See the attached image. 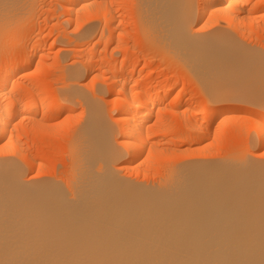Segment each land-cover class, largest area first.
<instances>
[{
	"label": "bare ground",
	"instance_id": "obj_1",
	"mask_svg": "<svg viewBox=\"0 0 264 264\" xmlns=\"http://www.w3.org/2000/svg\"><path fill=\"white\" fill-rule=\"evenodd\" d=\"M55 2L64 8L68 21L75 18L74 37L69 38L66 29L64 35L60 34L71 39L69 44L75 41L84 45L87 38H93L97 22L102 23L99 39L104 46L121 42L119 29L130 22L122 20L124 0ZM131 2L136 12L133 23L142 43L156 52L163 64L170 63L188 74L187 81L179 79L182 86L191 82L198 87L200 104L189 107L183 102L180 107L179 96L168 89L177 85L178 79H159V84L142 88L134 79L127 86V74L136 73L129 66L136 60L123 57L119 67L117 58L107 59L103 72L117 69L107 76L109 91L118 94L113 103L117 114L114 121L119 123L115 130L106 119L99 95L91 96L83 90L81 81L87 78L88 65L65 63L68 53L75 50L90 62L91 49L85 47L88 43L76 48L58 47L63 85L57 93L42 92L40 84L33 81L30 85L18 84L20 78L33 73L29 70L36 58L47 51L46 44L39 40H34L37 43L33 41L31 48L23 43L15 57L17 72L11 82L0 79V150L21 159H0V264H264V161L253 151L248 154L251 142H242L241 149L242 144L237 146V155L220 152L213 159L174 161V152L186 150L170 148L189 144L186 147L195 155L210 153L213 142L203 140L212 135L217 117L236 112V107L226 103L233 100L256 104L237 122L253 132L254 140L264 147V58L258 50L238 42L231 30L220 27L242 29L241 33L243 26L255 30L257 17L253 13L263 8L264 0ZM37 3L0 0V41L16 44L26 39L15 32L28 24L27 16L28 25L32 24V9ZM77 104L82 106L83 121L70 128L69 135L63 130L68 138L63 149L59 146L69 162L67 178L63 177L66 181L54 174L40 176L44 165L22 147L15 121L20 118V124L43 132V128L53 129L51 121L68 114L67 119ZM168 110L187 115L192 124L199 119L201 122L192 131L183 132L181 128H189L190 121L182 116L187 121L174 127L167 120L172 113L168 115ZM161 112L168 118L164 119ZM66 122L70 126L69 120ZM66 126L63 124V128ZM25 166L36 168L38 176L26 177ZM150 167L153 173H149ZM123 169L139 171L141 180L124 176Z\"/></svg>",
	"mask_w": 264,
	"mask_h": 264
},
{
	"label": "rangeland",
	"instance_id": "obj_2",
	"mask_svg": "<svg viewBox=\"0 0 264 264\" xmlns=\"http://www.w3.org/2000/svg\"><path fill=\"white\" fill-rule=\"evenodd\" d=\"M37 1H38V3H37ZM37 1L35 0V4L37 3L38 6L37 5L33 6L35 8H38L37 11H36L35 8L32 7L34 9V10L32 9V12L35 15L34 16L35 19H34V17H32V20L30 21L32 24L31 25H28L29 24V21L28 20L30 19V17L27 16V22L26 21L25 22L28 23V24L27 25L25 24L23 26L24 29L19 28L20 30H17L18 31V34H17V31L15 32L16 35L22 34L20 36H23L26 39H23V41H21V43L18 42L15 45L18 46L17 48L20 50V48H22L23 45H24L23 43L26 44V42H27V46L29 48H31V46L34 45L32 43H34V42L37 43V41L39 40L38 42H40L41 44H44V43L46 44V45L45 44L44 45H45V48H46L47 51H46V53H44V56L43 55L42 56L39 55L36 58V63H34V65L32 66L33 68L31 67L30 68L31 70H29L30 73H31V71L33 73H31L27 77H23V78H20L19 77L20 78L19 80L22 83V85H21V83L18 80L17 81H18V84L20 86H23V85H26V84L28 85V83L30 85L32 83V81H33V84L34 83H39L40 84V87H41L40 90H42V92L43 91L45 92V91H48L49 90V92H51V93H57L58 90H59V87L63 85V79H62L63 76H61V75H63L62 74V68H63V66L61 67L62 63H60L59 58L57 57L58 56V50H59V48H62V47H72V48H76V47H80V46L82 47L83 43L82 42H80V43L76 42V43H78V44H76L75 41H74V42H71L69 44V42H67V41H69L71 39L67 40V39H64V37L63 38L60 37V34H63L64 35L63 31L65 29H66L65 32L66 33L68 32L67 34L69 35L68 36L69 38L70 37L71 38L74 37L77 29L75 28L76 29V31H75V29L73 28L75 26H74L72 20H74L75 18H73L72 20L69 19V21H71L72 23L69 22L67 20L68 17L64 14V8H62L59 5H55L56 4L55 0H37ZM124 1L126 3V8L123 11L125 13H123L124 14V17H123L122 20H124L125 22H129V21L130 22L127 24L128 25L127 27L125 25V26H122L119 29V32H121V34H122V37H121V40H120L121 42H117L116 43V41H114V43L111 42V44H109V46H104V43L102 41H100V39H99L100 38L101 30H102V23L97 22V23H99L98 24V29L95 32L97 34L94 33V35L91 36L93 38H90V37H89L90 39L87 38L88 41L85 40L84 41V45H83V46H85L86 43H88L87 46H85V47L86 48L88 47V48L91 49V53H92V59H91V61L90 62H86L85 60H83L84 59L82 57L83 55L80 54L79 52H78L79 53L78 54L76 52V50H75V51H71L70 53H68L67 60L65 62V63L68 62V64L72 63V64H76V65H78V63H79V66H85V65L87 66L88 65L87 67L85 66L86 67L85 70L87 72V73L86 72L85 73L87 74V78L88 79L86 78L84 81H81L82 84H85L84 87H83V90L86 91V93L89 94V95H91V96L93 94L94 95L96 94V96L99 95L97 97H98L99 103L102 104V107H103L104 112H105V116H107L106 119H107L108 122L110 121L109 123L111 124L112 128L115 129V130H116V127L118 128L119 123L117 121H114L115 118L117 117L116 116L117 114L115 115L116 109L114 108L115 111L113 110V107H115V104L113 105V103H115V101H116L115 99L117 98L118 94H117V92H115V94L117 95L116 96L114 94V91L112 92L111 90L110 91H111L112 94H110V91H109L110 87H107V86H109V83H108L109 81H108L107 76H109V74L115 72L117 69H115V71H114V68H116V67H114V68H112L111 72L110 71H105L107 73L103 72L107 68V66H105V62H106L107 59L117 58L118 59V63H117L116 66H119V67H120V65H118V64L121 61L120 59H122L123 57H125L127 59H130V60H134V59L136 60L134 62L132 61L133 64L135 63L134 65H136L135 66L136 68L135 67H132V66H134L133 64H131L129 66L130 68L128 67L129 70H131V71H132L131 68H133V70H135L134 72H136V73H134L133 75H130V76L127 74L128 77L125 78V80L128 83L127 84L125 82L127 84V86H129L130 83H133V80L134 79H137V80H134V81H136V82L138 81L137 82L138 85L141 84L139 86L141 88L142 87H145V86L147 87V85L150 87V86H152L154 84L155 85L157 83L159 84L160 81H163V79L166 80L167 78L168 79L170 78V81H172L173 79H178L179 80L178 84L175 85V86L170 85L168 87V89H169V91L171 89V93L173 92L172 89H174V92H173L174 94L173 95H177V97L179 96L178 97V99H179L178 100V103H179V105L181 104L180 107L184 103L186 105L184 104L183 106H187L188 105L190 107V105H191V107H195V106H197V104L198 105L200 104V99H202L200 96H198V95H200V92L198 91L199 90L198 87L196 85H194L193 83L189 82V84L187 83L185 86H182V82L185 81V80L186 81L188 80V74H186V72H183V70H181V68H179V67L176 68V66H174V68H173V65H170V63H168L169 66H168L167 62H165L163 64V61H161V59L159 57H157V53L156 52H153L152 50H149V48L146 47V45L142 43V41L140 40L141 38L139 36V33H138L137 29H136V26L137 25L135 23H133L134 22V20H133L134 17L133 16L136 13L135 12V8H133L134 5L132 4L131 0H124ZM263 9H264V5H263V8L260 9V11L253 13V16L254 17H257V22H256L257 23L256 24L257 27H256L255 30H253L255 27L248 29L249 26H247V28H246V26L245 27L243 26L242 28H245V29L241 33V30L242 29L241 30L239 29L240 30L239 31L238 29L233 30L231 28H228L227 26H220V27H222L223 29H227V31L228 30L229 31L231 30L230 33L232 32L235 37L237 36L236 37V40L238 38L239 39L241 38V41L242 42L239 41V39H238V42H240L241 44L245 45L248 48H251L253 50H258L259 54L264 58V18H263L264 17L263 16L264 15V10ZM34 11H35V13H34ZM33 14L31 13L29 15L33 16ZM261 16H263V17L261 18ZM63 20H64V22H63ZM63 27H64V29H63ZM100 28H101V30H100ZM71 30H74V31L71 32ZM208 30L209 29H205V30L203 29L202 32H206ZM237 30H238V32H237ZM38 31H40L42 34L40 32H38ZM246 33H247V35H246ZM39 35H41V36H39ZM36 37L38 39H36ZM42 38L44 39V41H42L43 40ZM57 38H59V39H57ZM24 40H26V41L24 42ZM34 40H37V41H34ZM62 40H64V41H62ZM122 41H123V43H122ZM64 43H68V44H64ZM253 44H255V45L253 46ZM52 45H53V47H52ZM113 49H114V51H113ZM114 56H116V57H114ZM39 57H41V58H39ZM56 59H58V60H56ZM80 63H84V65H82ZM41 70H43V71H41ZM140 70H142L143 72L140 71ZM131 71H130L129 74H131L133 72V71L132 72ZM145 72L148 73V74H145ZM149 76H151V77H149ZM179 78L182 79V80L184 79V80L182 81ZM105 79H106V81H105ZM127 79H130V80H127ZM140 79H141V81H140ZM159 79H160V81H159ZM86 85H88V86H86ZM110 85H112V84L110 83ZM44 86H46V87H44ZM263 90H264V88H263ZM92 92H94V93H92ZM171 99L172 98L170 97V99L168 98L166 101H170ZM64 102H66V101H64ZM226 103H227V105H230L231 104L233 107H236L237 108V110H236L237 113L234 111V112L228 113L227 115L226 114L221 115V116H219V118L217 117L216 121H214V123H213L214 126L212 124V128L210 127L211 128V131L212 130L215 131V132H213V131L211 132L212 135H213V136L211 135L212 138L210 136L209 139H207L206 141H205V139L203 140L204 142H213L212 147L213 146L214 147L213 148L212 147L210 148L211 149V151H209L210 153H208L207 155H204L202 153L201 154H197V152H196V155H195V152H192L191 150L190 151L188 150L189 144H186V145L185 144L184 145L178 144L177 146L176 145L175 146H170V148H172L174 150H177V151H179L180 149L181 150L184 149L186 151L183 152V153L174 152L175 153V154H173V156H174L173 157L174 158L173 160L174 161H179V160L180 161H183V159L185 160L188 157H190L191 160H193V159H205V158H208V159L211 158V159H213L214 158L213 156L219 155L220 152H221L220 155L222 153L223 154H226L228 152H233L235 155H237L239 153L238 151L244 146L242 142H244V144L247 143V142H249V143L251 142L250 143L251 146H250L249 150H247L248 154L249 153L250 154L254 153V155L256 154V156H258L256 158L264 161V157H262V158L260 157V154L261 153H264V151H263L264 150V147L261 148V144L258 142V140L255 141L257 139V138H254L253 137L255 134L253 132L247 131L245 129V126L244 125L239 126L240 125L239 123H240L241 120H243L244 116L248 115L247 113H249V110L252 108L251 106H253V108H254V107H256V104L255 105L253 103L251 104V102L249 103V101H246V100L245 101H242V100H237V101L236 100H233V101H229V102H226ZM258 103H260V102H258ZM261 104H262V102H261ZM174 109H176V108H174ZM163 111H165V110H163ZM170 112H172V111H169V110H168V112L166 111L167 114L168 113L170 114ZM161 113L163 114V115H161V116H163V118L166 117V119H167L169 117L167 120L170 119L169 121L171 122V125H174V127H179V125L180 126L181 125H184V123L187 120L190 121L188 123H190V127L191 128L190 127L188 128V126L184 125V127L181 128V130L183 132H189V130L192 131L193 129H195L196 124H198L199 122H201V119L196 120L195 118H191V119H193V123H195L194 120H196V124H192L191 123L192 120H190V118L187 119V117H188L187 115H186L187 116L186 117V116H184L182 114L179 115V116L177 114H175V113H177L176 110L174 112H172L170 115L168 114L169 115L168 117L165 116V113H163V112H161ZM173 114H174V116H173ZM66 115L68 116V114H66ZM66 115H65V117H66ZM82 115H83L82 106L79 105V104H77V105H75V112L71 113L69 115V117L67 118L69 120V123H70L69 125L71 127L68 126V123L67 122L65 123V121H68V120L65 117H64L65 119L61 117L60 119H58V120H56L54 122L51 121V123H54L53 124V129H52V127L50 129L43 128V130H45L43 132L38 130L40 128H37V130H38L37 132H36V129L34 130L32 128L35 131L34 132L32 129L27 128L25 126L26 124L24 122H23V124H20V122L22 123V121L20 120V118H18L15 121V123L17 125L20 124L21 126H17L14 123L13 124V126L15 125L14 126V129L15 130H18L17 132H19V130H20V132L23 133V134L18 133L19 135L17 137V133L15 131H13L14 132V135L16 134V137L18 138V140H19V138L22 139V140H19V141H21V142L23 141L22 143L21 142L20 143H21V145H24L22 147H24V149H26L25 151L27 152V154L32 155V156L29 155L30 157H35L34 159L39 162L38 163L36 161L38 164L41 165V163H43V165H44V166H42L41 172L39 174L40 176H46V175H49V177H54L55 176V177H57L59 179H62L63 181H66V179L64 180V178L65 177L67 178V176H66V170L68 168L67 166L69 165L67 163H69V162H67L68 159L65 158L66 156L63 155V153H62L61 150L64 148V145L63 144L66 143V139L68 138L67 136L69 135L70 128L72 130L73 128H75V125L77 126L79 123H81L83 121V116ZM182 116H183V118H186L187 120L183 119ZM171 118H172V120H171ZM18 120L20 122H17ZM62 120H65L63 122L64 126L67 125L66 128L64 127L65 129L63 128V124H61L62 123L61 122ZM183 120H185V122ZM220 120H222V121H220ZM237 121H239V123ZM46 122L47 123H50V120L48 118H46ZM55 122H57V124H55ZM73 122H74V124H73ZM170 122H168V123L170 124ZM179 122H181V123L179 124ZM217 124H218V126H217ZM59 125H62V126H59ZM116 125H118V126H116ZM59 128H60V130L61 129L62 130L60 131ZM67 128H69V129H67ZM215 128H217L218 130H216ZM22 129L25 130V131L23 132ZM30 130H32V131H30ZM41 130H42V128H41ZM63 130H65L67 132L65 134H68V135H63V132H64ZM216 132H217V134H216ZM42 134H43V136H42ZM250 134H252V135H250ZM214 136H215V138H214ZM219 141L222 142V143H219ZM240 144H242V145L240 146ZM259 145H260V147H259ZM186 146H188V147H186ZM237 146H240L239 147L240 149L237 148ZM0 152H2V155L4 153L3 156H1V153H0V159H3V157L5 158L7 156H11L12 157L11 159H15L18 162H19V160H21V159H19L18 156H15V154H13L12 152H8L9 154H7V153H5V152H3L1 150H0ZM46 153H47V156H45ZM210 156H212V157H210ZM191 157L192 158L194 157V158L192 159ZM45 164H47V165H45ZM142 168H144V166H142ZM25 169H26V172H25L26 177H29V175L30 176L31 175L32 176H36L37 175L36 168L33 169V170L32 169L30 170L28 168V166H25ZM150 169H151V171L149 173H153L154 172V170H152L153 168L150 167ZM29 170H30V172H29ZM123 170L121 171V173H123L124 176L126 175V177H127V175H128L130 178H133V180H141V176L139 174V171L137 172V171L132 170V169H127V170L123 169ZM129 170H131L130 173H129ZM42 171L44 173H42ZM132 171H135V172H132ZM33 174H36V175H33ZM43 174H45V175H43ZM53 174H54V176H53ZM138 174H139V176H138ZM134 175H136V176H134Z\"/></svg>",
	"mask_w": 264,
	"mask_h": 264
},
{
	"label": "snow or ice",
	"instance_id": "obj_3",
	"mask_svg": "<svg viewBox=\"0 0 264 264\" xmlns=\"http://www.w3.org/2000/svg\"><path fill=\"white\" fill-rule=\"evenodd\" d=\"M19 54L17 46L11 41H0V79L11 82V78L16 74V60ZM214 103L215 101H210ZM264 157V153L260 154Z\"/></svg>",
	"mask_w": 264,
	"mask_h": 264
}]
</instances>
